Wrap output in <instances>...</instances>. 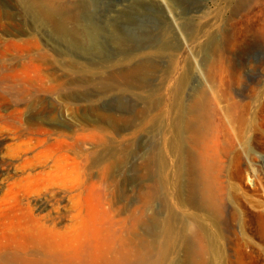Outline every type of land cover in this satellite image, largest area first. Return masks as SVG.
Here are the masks:
<instances>
[{"label":"rangeland","instance_id":"obj_1","mask_svg":"<svg viewBox=\"0 0 264 264\" xmlns=\"http://www.w3.org/2000/svg\"><path fill=\"white\" fill-rule=\"evenodd\" d=\"M45 1L65 19L62 31L24 1L0 0V264H105L123 251L129 264L155 262L142 259L136 223L153 214L139 202L134 170L147 137L126 120L143 93L124 74L158 39L180 44L158 116L171 122L184 73L186 92L206 76L216 98L209 153L222 167L221 224L181 207L173 186L171 203L216 236L208 264H264V0ZM183 24L200 38L181 42ZM210 38L221 44L204 66ZM167 152L170 177L176 159Z\"/></svg>","mask_w":264,"mask_h":264},{"label":"bare ground","instance_id":"obj_2","mask_svg":"<svg viewBox=\"0 0 264 264\" xmlns=\"http://www.w3.org/2000/svg\"><path fill=\"white\" fill-rule=\"evenodd\" d=\"M21 1H24L26 6L28 4V7L33 6L44 22L54 24L61 31L64 29L61 22H64L65 19L59 21V16V19H57L59 13L54 5L47 3L45 0ZM175 12L177 13V11ZM199 34L196 31L191 32L189 26L183 24L178 36L180 35L181 42L187 44L194 39L197 40ZM151 43H153L150 45L153 51H147L145 59L129 66L124 74L127 78L125 79L130 83L135 80L141 94L143 93L140 110L135 115H133V111H130L126 118L130 129L138 128L139 132L145 133V137H147L146 144L140 148V151L143 150L141 161L134 167V170L143 179V182L137 186L139 202L143 204L145 212L149 209L151 214L153 213L151 217L146 216L144 213L136 216V223L141 226L140 229H144L142 234L139 233L141 256L142 259H145V262L148 259L145 257L155 255L156 259L153 264H163L164 261L169 263L173 258L175 259L174 262L172 261L173 264H208L207 256L210 251L216 250V236L209 237L205 227H201L202 233H200L199 228L192 220L197 217L196 212H206L214 221V224L219 227L224 211L222 202L224 187L220 179L222 167L216 155L209 153V135L212 129L211 118L217 105L215 103L216 98L214 99L206 88V76L202 78L204 79L203 82L201 79L186 92L185 90L188 84L192 82V78L184 73L180 76L181 78L179 77V80H176L178 85L174 90L172 118L171 122L166 124L164 115L158 116L164 103L163 98H160L158 94L162 92L166 81L170 80L171 67L174 65L173 61L180 49V44H174L171 41L166 42L163 39ZM220 44L217 38H210L202 47L201 52L204 53V58L201 61L204 66L210 63L212 55L215 54ZM197 52H200L198 47H196L195 54ZM194 56L196 57V55ZM132 57L134 55L131 54L130 59ZM153 57L165 58L168 65L165 68L164 66H158L159 63L153 62L155 60ZM151 58L154 60L152 61ZM152 73L157 74V80L155 79L157 83L155 84L150 83L148 80ZM150 119L154 122V129L148 128ZM116 122L117 118H113L112 123L115 125ZM169 133H171V141L167 144L165 136ZM248 149L251 153V149ZM167 151L176 159V169L170 177L167 175L169 166ZM211 151L213 152V149ZM123 161L122 158L118 159V162ZM147 182L154 184L153 190L146 191L144 189ZM170 186L175 189L179 205L183 208L193 209L195 218H188L177 212L168 193ZM155 204L158 207L153 210L152 207L154 208ZM207 240H211L212 243ZM130 257V254L123 251V254L117 258L107 260L103 258L102 260L105 264H129ZM98 262L95 261L96 264Z\"/></svg>","mask_w":264,"mask_h":264}]
</instances>
